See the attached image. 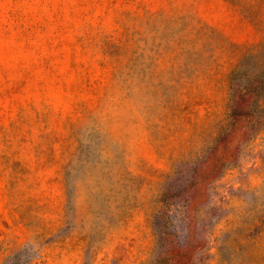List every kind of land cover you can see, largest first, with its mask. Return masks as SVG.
Returning a JSON list of instances; mask_svg holds the SVG:
<instances>
[{
    "label": "rangeland",
    "instance_id": "obj_1",
    "mask_svg": "<svg viewBox=\"0 0 264 264\" xmlns=\"http://www.w3.org/2000/svg\"><path fill=\"white\" fill-rule=\"evenodd\" d=\"M263 79L264 0H0V264H264Z\"/></svg>",
    "mask_w": 264,
    "mask_h": 264
},
{
    "label": "trees",
    "instance_id": "obj_2",
    "mask_svg": "<svg viewBox=\"0 0 264 264\" xmlns=\"http://www.w3.org/2000/svg\"><path fill=\"white\" fill-rule=\"evenodd\" d=\"M260 83L261 84H259L258 87H260L261 89H264V79H263V81H260ZM244 97H245L244 95H240V96L238 95V97H237L235 94H233V97H232V101H233L232 113L233 114L244 113V111L241 108V100H244ZM255 108L260 112V114L259 113L256 114V109H254V108L247 110L245 112V114H251L257 122L264 123V96L262 98H260V100H259V102ZM260 109H262V110H260Z\"/></svg>",
    "mask_w": 264,
    "mask_h": 264
}]
</instances>
